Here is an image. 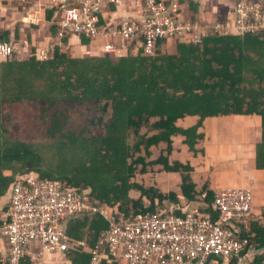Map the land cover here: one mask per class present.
<instances>
[{
    "label": "trees",
    "instance_id": "trees-1",
    "mask_svg": "<svg viewBox=\"0 0 264 264\" xmlns=\"http://www.w3.org/2000/svg\"><path fill=\"white\" fill-rule=\"evenodd\" d=\"M47 20L55 37V10ZM210 32L206 37L201 31L199 45L177 43L176 55L164 52L162 40L153 57L74 58L56 48L51 60L40 61L35 52L20 60L8 33L0 31V44L13 49L10 57L0 58V203L20 176L35 174L74 186L92 202L125 214L194 202L209 206L201 211L215 220L213 192L194 182V168L177 158L200 154L199 130L207 118L257 116L261 136L255 166L264 169V33ZM187 119L199 121L188 129L178 126ZM159 165L164 173L181 174L183 198L150 185ZM261 217L246 229L229 225L250 247L262 250L252 256L253 263L264 262ZM106 227L98 214L74 218L66 235L91 245ZM82 247L69 248L62 261L90 264Z\"/></svg>",
    "mask_w": 264,
    "mask_h": 264
},
{
    "label": "built area",
    "instance_id": "built-area-1",
    "mask_svg": "<svg viewBox=\"0 0 264 264\" xmlns=\"http://www.w3.org/2000/svg\"><path fill=\"white\" fill-rule=\"evenodd\" d=\"M181 0H50L58 15L57 32L51 54L63 50L71 39H87L99 47L101 56L121 59L127 55L155 56L157 45L167 43L201 44L208 29L186 22ZM232 28L239 37L264 33V3L235 0ZM201 31L204 32L201 35ZM213 33L230 34L229 26L217 25ZM89 44V45H90ZM12 46L0 44V58L12 55ZM212 208L217 218L171 204L155 213L125 214L91 201L89 194L57 179L20 176L10 190L8 204L1 215L0 264H47L48 255H63L69 248L83 245L90 264H264L253 263L252 256L262 250L249 246L246 237L229 227H248L253 215L251 191L224 188L214 192ZM179 210L182 215H178ZM101 215L108 228L89 245L66 235L74 218ZM69 264V263H64ZM249 264V263H248Z\"/></svg>",
    "mask_w": 264,
    "mask_h": 264
},
{
    "label": "crops",
    "instance_id": "crops-1",
    "mask_svg": "<svg viewBox=\"0 0 264 264\" xmlns=\"http://www.w3.org/2000/svg\"><path fill=\"white\" fill-rule=\"evenodd\" d=\"M8 1L0 0V31L10 36L18 58L28 60L34 52L39 56L42 53L50 55L54 45L52 25L47 20L48 12H52L50 0H13L12 5ZM256 1L264 3V0ZM180 3L186 22H197L202 30L208 29V33L217 25L229 26L230 35L234 36L232 21L235 0H181ZM98 48L91 44L84 46L80 39L75 38L65 43L62 52L74 58H95L101 57ZM176 48V43L169 42L164 52L176 55ZM73 52L76 55H72ZM198 121L187 119L179 122L178 126L188 129L196 126ZM199 132L203 136V142L198 147L200 154L177 158L182 164L194 168L191 173L193 181L203 187L207 185L213 193L224 188L249 189L253 211L264 209V169L255 166V147L261 136V119L235 115L207 118ZM158 169L150 175V185L183 198L181 175ZM2 200L0 211L8 204L7 198ZM4 247V241L0 242V251H4ZM61 259L60 254L48 255L46 263L61 264Z\"/></svg>",
    "mask_w": 264,
    "mask_h": 264
},
{
    "label": "clouds",
    "instance_id": "clouds-1",
    "mask_svg": "<svg viewBox=\"0 0 264 264\" xmlns=\"http://www.w3.org/2000/svg\"><path fill=\"white\" fill-rule=\"evenodd\" d=\"M228 35H230V34H228ZM224 36H227V35H224ZM234 36H238V35H236V34H234ZM182 44V43H181ZM195 45V44H194ZM197 45H199V44H197ZM176 46H177V43H176ZM102 57V56H101ZM153 57V56H152ZM95 58H99V57H95ZM35 175V174H34ZM42 179V178H41ZM60 181V180H59ZM214 194V193H213ZM252 195V194H251ZM214 196V195H213ZM9 197H10V194H9ZM9 198H7V200H8ZM251 200H252V197H251ZM145 204L146 205H148L149 204V201L147 200V199H145ZM171 204H174V205H177V206H180L181 208H183L184 206H186V205H191V208H190V211H193V210H198V211H200V212H202V213H204L203 211H201V208H204L205 210L207 209V208H209V206H207V205H205L204 203H194V202H187V203H184V204H180V203H172V202H167L166 203V206L165 207H169ZM103 205V204H102ZM104 205H106V204H104ZM106 206H108V205H106ZM6 207V206H5ZM4 207V208H5ZM109 207V206H108ZM164 207V208H165ZM4 208H2L1 209V215H2V213H3V211H4ZM111 209H113L112 207H110ZM162 210V209H161ZM152 213H155V212H152ZM252 213H253V215H261V216H264V209H261L259 212H255V211H253V204H252ZM178 215H182V211L181 210H179V212L177 213ZM100 217H102L101 215H99ZM103 218V217H102ZM0 219H1V216H0ZM103 220L107 223V227L105 228V230L108 228V222L103 218ZM1 221V220H0ZM104 230H102V231H100V233L101 232H103ZM61 256V255H60ZM219 261V263L220 264H225V263H223V260L222 259H219L218 260ZM60 262H64V263H69L67 260H64V261H62V259H61V261ZM70 264V263H69ZM112 264H121V263H112Z\"/></svg>",
    "mask_w": 264,
    "mask_h": 264
},
{
    "label": "rangeland",
    "instance_id": "rangeland-1",
    "mask_svg": "<svg viewBox=\"0 0 264 264\" xmlns=\"http://www.w3.org/2000/svg\"><path fill=\"white\" fill-rule=\"evenodd\" d=\"M9 2V4H11L12 5V2H14L13 0H10V1H8ZM7 3V2H6ZM8 4V3H7ZM10 7H12V6H10ZM72 55H76V53H72ZM174 147H178L179 146V144H177V142H175L174 144ZM159 168H163V165H159L158 166ZM163 170H164V168H163ZM179 175H181V174H179ZM1 205V204H0ZM61 264H64V262H60Z\"/></svg>",
    "mask_w": 264,
    "mask_h": 264
}]
</instances>
